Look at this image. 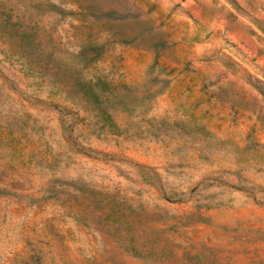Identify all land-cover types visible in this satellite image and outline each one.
Returning <instances> with one entry per match:
<instances>
[{
	"label": "rangeland",
	"instance_id": "rangeland-1",
	"mask_svg": "<svg viewBox=\"0 0 264 264\" xmlns=\"http://www.w3.org/2000/svg\"><path fill=\"white\" fill-rule=\"evenodd\" d=\"M0 264H264V0H0Z\"/></svg>",
	"mask_w": 264,
	"mask_h": 264
}]
</instances>
